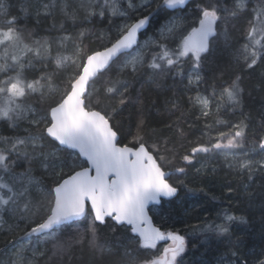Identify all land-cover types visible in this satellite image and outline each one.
<instances>
[{"label":"snow or ice","instance_id":"1","mask_svg":"<svg viewBox=\"0 0 264 264\" xmlns=\"http://www.w3.org/2000/svg\"><path fill=\"white\" fill-rule=\"evenodd\" d=\"M18 3L25 17L34 14L37 25L42 17L52 21L59 17V34L38 38L12 15L9 0H0V121L16 132L14 137H0V232L12 237L5 241V252L11 256L0 259V264H40L48 245L52 255L47 259L64 264L74 246L85 244L92 254L89 264H104L106 256L116 257L114 264H185L186 235L154 226L149 212L162 214V202L186 187L180 179L171 183L174 175H186L197 163L201 164L197 173L206 167L201 154H224L230 169L247 176V195H256L251 184L256 173L264 172V112L256 130H250L253 118L242 110V74L230 78L219 93L215 84L210 95L199 88L209 77L223 76L224 52L241 73L264 65V0H231L230 7L228 0H126V7L119 0ZM113 18L121 20L115 35L102 48L89 49L84 39L91 29L84 25L96 19L111 23ZM240 20L247 21L244 43L229 51L234 46L228 24ZM78 26V32L69 31ZM149 31L152 35L141 43L140 37ZM114 71L115 80L109 75ZM144 76L147 80L141 82ZM169 79L173 84L187 79V90L195 91L188 103L198 106L197 120H205L201 137L188 142L195 143L190 150L180 124L184 112L167 86ZM102 80L100 98L96 86ZM133 81L141 82L135 101L130 95ZM145 83L153 90L173 92L165 103L180 117L166 127L176 129L178 147L176 142L161 141L143 112L137 115L135 132L117 121L126 108L142 102ZM217 96L221 101L226 97L225 116L240 110L238 122L220 119L222 108L216 103L215 127L207 123ZM204 137L207 140L201 142ZM246 143H251L250 150L235 151ZM177 158L182 166L174 165ZM216 215L219 222L193 225L190 235L198 237L205 251L213 242H227L229 264H248L241 255L243 239H232L234 225L247 220L226 209ZM101 226L113 232L123 229L120 241L99 245ZM219 264H224L222 257ZM256 264H264V259Z\"/></svg>","mask_w":264,"mask_h":264},{"label":"trees","instance_id":"2","mask_svg":"<svg viewBox=\"0 0 264 264\" xmlns=\"http://www.w3.org/2000/svg\"><path fill=\"white\" fill-rule=\"evenodd\" d=\"M9 2L12 5V15L18 16L21 24L26 25L27 29L34 30L38 38L55 37L59 34L57 32L59 17H57L56 21L42 17L40 24L37 25L34 14L25 17L20 12L18 0H9ZM121 2L123 5L126 3V0H121ZM137 3H139V0H137ZM228 6H231V0H228ZM53 23H56V28L52 27ZM120 23L121 20L119 18H113L111 23L108 20L100 22L96 19L92 23L85 24L84 27L91 29V31L85 34L84 44L89 49L102 48L107 44L109 36L115 35L116 26ZM246 25V20L232 21L228 24L231 42L234 46L229 51L239 48L244 43L242 30ZM69 31L76 33L79 31V26L74 29L69 27ZM151 33L149 31L147 35ZM145 36L141 37V42ZM220 45L223 46V37H221ZM221 67L226 69L223 76L220 77L219 73H217V78L212 79L209 77L208 84L200 85V92L204 95H210L212 91L211 85L215 84L217 93H219L221 87L225 86L230 78H234L237 74H242V87L245 89L242 110L245 114H251L253 121L250 130H256L259 116L264 112V65L258 66L254 72L249 73L245 70L241 73L240 68L232 61L229 52H224ZM109 75L113 80L116 79L115 71ZM121 79L131 80L132 78L130 76H123ZM146 80L147 77L144 76L141 82ZM141 82L133 81V86L130 88V95L133 101H135L137 92L141 88ZM167 86L172 87L176 96L179 98L181 111L184 112L180 124L187 137V141H185L187 149L190 150L191 147L195 146V143L188 142H196L197 138L201 137L205 123L203 119L197 120V116H199L198 106L191 108L188 103V96H195V91L187 90V79L183 83L176 84H173L172 80L169 79ZM96 87L101 89L100 98H102L104 88L103 80ZM193 87L195 86L193 85ZM172 97V91L153 90L151 86L145 83L142 102L140 104L133 103L126 108L122 116H117V121L123 123L125 130L131 126L132 131L135 132L134 125L137 115L143 112V118L147 126L156 130L160 140L176 142L178 147L179 142L175 135L176 129L173 128L170 131L166 127V125L176 121L177 117H180V112L173 114L174 110L171 109V105L165 103L167 99ZM95 99L96 97H94V102ZM109 103L115 106L116 101H105L106 105ZM216 103L221 104L220 119H230L234 123L241 119L240 110H237L236 115L225 116L224 109L227 107L226 97L221 101L217 96V99L212 102V112L214 115L207 120V123L213 124L215 127V119L217 118L215 116ZM217 130L227 131L224 127H218ZM211 134L215 137L216 131L214 130ZM15 135L16 132L13 129L8 127L6 123L0 121V137H14ZM130 138L128 137V139ZM206 140L207 137H204L201 142ZM169 147H171V144ZM250 148L251 143H246L243 150L237 149L235 151L240 152L250 150ZM180 154H185V150L180 149ZM253 158L259 159L260 157L254 156ZM199 159L206 166L201 172L197 173L196 171V168L201 167V164L197 163L195 167L187 168L186 175L177 174L172 177L171 183L175 184L180 179L184 181L186 187L181 186L179 188L180 192L176 197L170 199V203L168 200L162 202V214L156 215L151 212L155 222L165 231H176L182 235H186L189 244L188 251L184 256L185 264H202V262H206V264H219L221 257L223 258L224 264H229L231 253L227 242L223 244L213 242L212 247L208 251H205L206 246L200 245L198 237L190 235L192 232L191 226L214 220L219 222L216 214L225 209L236 216H243L247 220V223L234 225L232 239L235 240L237 237L243 239L244 243L241 245V255L248 260V264H256L259 259H264V256L261 255V249H264V195H261L264 192V187H261L264 186V172L255 174L251 187L255 190L256 195L249 197L244 189V185L249 183L247 176L239 175L236 171L230 169L224 154H211L208 156L201 154ZM230 159L231 157H229ZM174 165L176 167L182 166L179 158L174 162ZM213 169L215 170L213 171ZM188 189H192V191L190 192ZM229 189H232V191L229 192ZM169 212H171V216H168ZM85 226L81 225V229ZM122 231L123 229L118 228L116 232H113L110 227L101 226L99 228L97 242L102 246L115 245L120 241ZM129 235L132 234L129 233ZM10 239H12L11 236L0 232V249L4 248L0 252L4 253L0 255V259L5 261L11 256L10 251L5 252V241ZM193 244H196L197 247L193 248ZM47 247V256L40 260V264H57L55 259L51 261L47 259V257L52 255L51 245ZM26 255L30 256L31 253H26ZM91 255L86 244L83 246H74L71 250V259L69 260L65 256L64 264H89ZM115 260L116 257L106 256L104 264H114Z\"/></svg>","mask_w":264,"mask_h":264},{"label":"rangeland","instance_id":"3","mask_svg":"<svg viewBox=\"0 0 264 264\" xmlns=\"http://www.w3.org/2000/svg\"><path fill=\"white\" fill-rule=\"evenodd\" d=\"M119 3L122 4L121 0H119ZM123 6L126 7V3L123 4ZM151 35H152V33L146 35V36L142 39V42H141V43H143V41L146 40V39H148V37L151 36ZM179 192H180V190H179ZM172 199H173V198H172ZM165 200H170V199H165ZM152 207H153V206H152ZM151 214H152V213H151ZM152 216H153V215H152ZM153 219H154V217H153ZM154 222H155V220H154ZM155 224L158 225L156 222H155ZM158 226H159V225H158ZM159 227H160V226H159ZM160 228H161V227H160ZM161 230H163V229L161 228ZM163 231H165V230H163ZM178 233H179V232H178ZM162 247H163V243H161L160 245H158V248H161V249H162Z\"/></svg>","mask_w":264,"mask_h":264},{"label":"water","instance_id":"4","mask_svg":"<svg viewBox=\"0 0 264 264\" xmlns=\"http://www.w3.org/2000/svg\"><path fill=\"white\" fill-rule=\"evenodd\" d=\"M141 37H142V36H141ZM141 37H140V40H141ZM178 193H179V191H178ZM177 195H178V194H177ZM173 198H174V197H173ZM166 199H172V198H166ZM150 207H152V206H150ZM149 216L152 218V223H153V225L156 226V227H159L158 225L155 224L151 212H149ZM179 234H180V233H179ZM181 235H182V234H181ZM2 250H3V249H0V252H1Z\"/></svg>","mask_w":264,"mask_h":264},{"label":"bare ground","instance_id":"5","mask_svg":"<svg viewBox=\"0 0 264 264\" xmlns=\"http://www.w3.org/2000/svg\"><path fill=\"white\" fill-rule=\"evenodd\" d=\"M4 249V248H3Z\"/></svg>","mask_w":264,"mask_h":264}]
</instances>
